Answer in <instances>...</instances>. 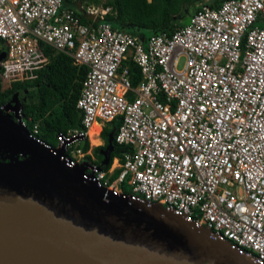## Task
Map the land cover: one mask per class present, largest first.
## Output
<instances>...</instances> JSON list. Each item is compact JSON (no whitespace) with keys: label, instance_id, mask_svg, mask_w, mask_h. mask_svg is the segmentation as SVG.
Listing matches in <instances>:
<instances>
[{"label":"built area","instance_id":"built-area-1","mask_svg":"<svg viewBox=\"0 0 264 264\" xmlns=\"http://www.w3.org/2000/svg\"><path fill=\"white\" fill-rule=\"evenodd\" d=\"M65 1L0 0L3 89L38 79L50 61L42 46L86 68L81 129L58 133L56 147L39 141L37 124L29 136L80 168L93 125L121 118L114 144L127 151L113 159L114 171L82 177L160 205L264 264V0L202 5L170 36L147 40L105 22L109 7Z\"/></svg>","mask_w":264,"mask_h":264},{"label":"water","instance_id":"water-1","mask_svg":"<svg viewBox=\"0 0 264 264\" xmlns=\"http://www.w3.org/2000/svg\"><path fill=\"white\" fill-rule=\"evenodd\" d=\"M20 108L14 94L0 109V264H253L160 205L120 200L68 169L29 136ZM113 141L114 131L104 167Z\"/></svg>","mask_w":264,"mask_h":264},{"label":"trees","instance_id":"trees-1","mask_svg":"<svg viewBox=\"0 0 264 264\" xmlns=\"http://www.w3.org/2000/svg\"><path fill=\"white\" fill-rule=\"evenodd\" d=\"M200 0H80L83 7L90 5L109 7L110 13L105 16V22L111 24L114 29L123 30L131 34H139L143 40L151 35L166 33L170 36L175 30L185 25L188 18L201 7L193 10ZM223 0H209L210 8L217 7ZM70 5V0L65 1ZM182 11L185 15L180 17ZM82 23H92L88 17L81 16ZM42 50L50 56L49 64L40 71L38 79L34 82L13 83L10 88L3 89L0 84V107L6 105L12 96L18 92L27 91L26 100L20 102L21 108L18 117L22 126L27 130L37 124L39 141L56 147V135L66 134L70 130L81 129V113L76 109V101L79 97L82 83L86 76V68L75 66L72 59L63 53H52L46 46ZM130 80L136 87L141 76L136 67H131ZM121 118L104 124L100 138L103 145L92 149V154L85 155V163L80 166L83 174H91V169L108 171L114 158H122L127 151L126 147L114 144V151L110 156L108 166L102 163L101 152L108 144V137L114 128L120 125ZM114 143V141H113ZM89 151L88 142L85 141L83 152ZM119 171H115L111 181Z\"/></svg>","mask_w":264,"mask_h":264},{"label":"rangeland","instance_id":"rangeland-1","mask_svg":"<svg viewBox=\"0 0 264 264\" xmlns=\"http://www.w3.org/2000/svg\"><path fill=\"white\" fill-rule=\"evenodd\" d=\"M207 1H209V0H200L198 3L195 4V7H194L193 10L197 9V7H199L200 5H207ZM183 15H185V12H184V11H182L180 17H182ZM182 64H183V62L180 61V64H179V67H178L179 69L182 68ZM97 124H98L100 127H102V128H103V126H104V124H102L101 121H98ZM101 130H102V129H101ZM113 131H114V128L112 129L111 133H113ZM98 140H99V139H98ZM87 142H88V145H89V151H88L89 154H90V153L92 154V149H94L95 147H97V146H102V145H103V141L100 142V140L97 142V144H93V142H91V140H90V141H87ZM81 143L83 144V142H81ZM92 145H93V146H92ZM95 145H97V146H95ZM56 157H57V156H56ZM58 158H60L59 155H58ZM75 159H79V157H76ZM81 159H82V157H81ZM60 161H61V160H60ZM115 166H117L116 163H115L114 161H112L109 171H111V172L114 171L113 168H114ZM108 178H109V177H108ZM112 196H113V197H116V198H119L120 200H123V199H124V198H123V195H119V194H117V193H112ZM126 199H127V198H126ZM138 202H139V201H138ZM164 210H165V209H164ZM220 242H222V241H220ZM222 243H223V242H222Z\"/></svg>","mask_w":264,"mask_h":264},{"label":"bare ground","instance_id":"bare-ground-1","mask_svg":"<svg viewBox=\"0 0 264 264\" xmlns=\"http://www.w3.org/2000/svg\"><path fill=\"white\" fill-rule=\"evenodd\" d=\"M99 130H100V126L97 125V124H94L93 127H92V129H91L90 132H89V141L91 140V142H93V144H97V142L99 141V140H98V133H99ZM74 168H76V167H74ZM74 168H73V169H74ZM76 169H77V168H76ZM100 189H103V188L100 187ZM103 190L108 191V193L111 194V191H110V190H108V189H103ZM124 200H126V199H124ZM130 201H133V200L130 199ZM134 203L141 204V203H139L138 201H134ZM193 229H195L196 231L199 230L198 227H194ZM202 229H204V228H202ZM212 238H213V237H212ZM215 241L220 242V241H218V240H215ZM48 246H51V247H52V250H56L55 247L58 246V245L54 246L52 243H50V244H48ZM58 247H59V246H58ZM59 248H60V247H59ZM61 251L64 253V252H65L64 248H62Z\"/></svg>","mask_w":264,"mask_h":264},{"label":"flooded vegetation","instance_id":"flooded-vegetation-1","mask_svg":"<svg viewBox=\"0 0 264 264\" xmlns=\"http://www.w3.org/2000/svg\"><path fill=\"white\" fill-rule=\"evenodd\" d=\"M16 94L18 95V100H19L20 102L26 100V95H27V91H26V90L23 91V92H18V93H16ZM20 159H22V158H20Z\"/></svg>","mask_w":264,"mask_h":264},{"label":"crops","instance_id":"crops-1","mask_svg":"<svg viewBox=\"0 0 264 264\" xmlns=\"http://www.w3.org/2000/svg\"><path fill=\"white\" fill-rule=\"evenodd\" d=\"M88 19L89 20H93L91 17H88ZM98 125V124H97ZM101 129H102V127H100V130L99 131H101ZM98 139L100 140V142L102 141V139L100 138V137H98ZM93 146V145H92ZM95 146H97V145H95ZM97 147H100V146H97Z\"/></svg>","mask_w":264,"mask_h":264}]
</instances>
